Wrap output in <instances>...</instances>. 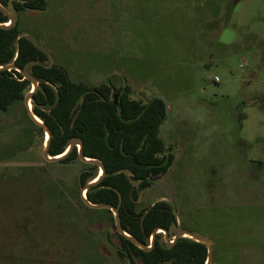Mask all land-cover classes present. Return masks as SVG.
I'll use <instances>...</instances> for the list:
<instances>
[{"label": "rangeland", "instance_id": "1", "mask_svg": "<svg viewBox=\"0 0 264 264\" xmlns=\"http://www.w3.org/2000/svg\"><path fill=\"white\" fill-rule=\"evenodd\" d=\"M18 26L75 82L167 100L175 161L138 213L168 201L212 264H264V0H47ZM46 136L24 100L0 111V264H143L82 203L83 163L44 160Z\"/></svg>", "mask_w": 264, "mask_h": 264}, {"label": "trees", "instance_id": "2", "mask_svg": "<svg viewBox=\"0 0 264 264\" xmlns=\"http://www.w3.org/2000/svg\"><path fill=\"white\" fill-rule=\"evenodd\" d=\"M0 5L17 12L44 11L47 0H0ZM8 22L9 18L0 10V24ZM10 64L28 70L39 82L31 102L34 113L51 131L50 156L63 154L73 139L81 138L84 155L104 164L105 176L86 193L91 203L118 208L124 231L146 245L156 229L171 231L177 227L176 213L167 201L137 212L141 191L166 175L174 163L171 149L159 137V126L167 118L163 100H152L153 97L144 102L134 99L129 87L120 90L110 83L89 87L73 81L64 67H50L49 56L31 36L19 30L18 22L14 27L0 29V67ZM31 89V83L18 71L0 72V111L7 112L15 102L23 101ZM114 90L119 92L117 104ZM78 160L75 147L57 163ZM83 165L79 175L81 188L94 181L100 171L98 166ZM124 169L132 174L121 173ZM118 192L123 198L121 206ZM161 238L157 234L155 246L146 252L120 236L122 247L118 254L143 264H205L208 250L204 245L181 238L168 247Z\"/></svg>", "mask_w": 264, "mask_h": 264}, {"label": "water", "instance_id": "3", "mask_svg": "<svg viewBox=\"0 0 264 264\" xmlns=\"http://www.w3.org/2000/svg\"><path fill=\"white\" fill-rule=\"evenodd\" d=\"M0 10L9 18L8 23L0 24V29L14 27L18 22V12L14 9L7 10V9L3 8L1 5H0ZM26 35L30 36L27 33H26ZM52 65H53V61H51L50 67ZM11 70L18 71L19 73H21L24 76V79L28 80L31 83L32 89L30 92L26 93L25 98H24V103H25V106L27 108L28 115H29L30 119L32 120V122L34 124H36L38 127L42 128L44 133L46 135H48V140L44 144L43 151H42V157L44 158V160H46L47 162H51V163L60 162L61 160L66 158L75 147H78V159H79V161H81L84 164H91V165L98 166L100 168L99 176L94 181L86 184L85 186H83L81 188V191H80L81 200L83 201V203L87 207H89L91 209H96V210H110L112 213H114L115 221H116V229H117V232L119 233V235L128 239L129 241H131L136 247H138L139 249H141L143 251L148 252V251L153 249V247L155 246L157 233H159L160 230H163L164 236H165V240H164L163 244H165L168 247H172L179 239L190 238V239L204 245L207 248L208 257H207L205 264H212V262H213V249L214 248H213V242L211 240H209L205 237L199 236L195 233H192V232H190L184 228H179V230L175 233L174 237L172 238L170 236L168 230L158 228L152 234L151 244L146 245V244H143L142 242H140L139 240H137L136 238L132 237L131 235H129L128 233H126L124 231L118 208H116L112 205H108V204H93V203H91L88 200L86 193L91 187L100 183V181L105 176L106 170H105L104 164L99 160L90 159L84 155L83 140L81 138L73 139L63 154H61L59 156H50L49 146H50V141H51V136H52L51 131H50L49 127L39 117H37V115L34 113V105L31 104L32 95L38 90L39 82L36 80L35 77H33V75L28 70L20 69L15 64H10V65L0 67V72L11 71ZM116 99H117V97H116ZM154 99L163 100L165 107H166V116L168 117L169 109H168L167 100L163 96H159V95L155 96L152 100H154ZM30 104H31V107H30ZM116 104H117V100H116ZM165 121L159 126V131L162 129ZM121 173H124L126 176H130L132 174L131 171L128 169L121 170ZM134 184L136 187H138V185H139L138 182H135ZM118 194H119V206H121L122 202H123V198H122L121 193L118 192Z\"/></svg>", "mask_w": 264, "mask_h": 264}, {"label": "flooded vegetation", "instance_id": "4", "mask_svg": "<svg viewBox=\"0 0 264 264\" xmlns=\"http://www.w3.org/2000/svg\"><path fill=\"white\" fill-rule=\"evenodd\" d=\"M116 97H117V99H116ZM115 99L118 100V94H114V100H115ZM116 100H115V103H116ZM117 103H118V101H117ZM159 132H160V131H159ZM167 148H168V147H167ZM169 149H171V153H172V150H173L174 148H169ZM172 154H173V153H172ZM174 161H175V158H174ZM173 164H174V163H173ZM172 166H173V165H172ZM99 174H100V173H99ZM98 176H99V175H98ZM164 176H165V175H164ZM164 176H162V177H164ZM162 177H161V178H162ZM161 178H160V179H161ZM163 201H164V200H163ZM167 202H168V201H167ZM169 203H170V202H169ZM170 204H171V203H170ZM178 223H179V222H178ZM177 227H178V224H177ZM177 227H176L175 229H177ZM179 228H182V227L180 226ZM179 228H178V230H179ZM178 230H177V231H178ZM177 231H176V232H177ZM176 232H175V233H176ZM157 234H161L162 237H163L164 232H163V230H160L159 233H157ZM169 234H170V236H171L172 238H173L174 235H175V234H172V230L169 231ZM151 238H152V236L149 238V244H148V245L151 244ZM161 239H162V238H161ZM164 240H165V236H164ZM161 241H162V240H161ZM163 242H164V241H162V244H163Z\"/></svg>", "mask_w": 264, "mask_h": 264}, {"label": "bare ground", "instance_id": "5", "mask_svg": "<svg viewBox=\"0 0 264 264\" xmlns=\"http://www.w3.org/2000/svg\"><path fill=\"white\" fill-rule=\"evenodd\" d=\"M30 107H31V104H30ZM48 140V135L46 136V141ZM46 141H45V143H46Z\"/></svg>", "mask_w": 264, "mask_h": 264}, {"label": "built area", "instance_id": "6", "mask_svg": "<svg viewBox=\"0 0 264 264\" xmlns=\"http://www.w3.org/2000/svg\"><path fill=\"white\" fill-rule=\"evenodd\" d=\"M215 81H216V82H218V81H219V79L216 77V78H215Z\"/></svg>", "mask_w": 264, "mask_h": 264}]
</instances>
